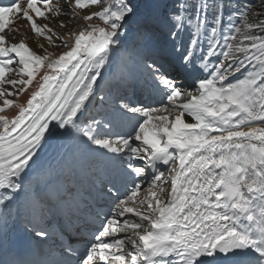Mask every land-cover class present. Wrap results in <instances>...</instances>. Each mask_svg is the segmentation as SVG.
<instances>
[{
    "label": "snow or ice",
    "instance_id": "6c2138e0",
    "mask_svg": "<svg viewBox=\"0 0 264 264\" xmlns=\"http://www.w3.org/2000/svg\"><path fill=\"white\" fill-rule=\"evenodd\" d=\"M99 2L0 4V264H264V0H108L54 56L8 35Z\"/></svg>",
    "mask_w": 264,
    "mask_h": 264
},
{
    "label": "bare ground",
    "instance_id": "6f19581e",
    "mask_svg": "<svg viewBox=\"0 0 264 264\" xmlns=\"http://www.w3.org/2000/svg\"><path fill=\"white\" fill-rule=\"evenodd\" d=\"M101 3H103V5H101ZM100 4V8L99 10L103 7V6H106L107 5V2L105 0H101L99 2ZM98 10V11H99ZM91 11H95L94 9H92ZM82 27L81 25V19L77 20V21H74V20H70V24L68 23L66 25V27L62 28L60 26V29L63 31V33H65L66 31L69 33V32H77L78 30H80V28ZM22 32L26 35H30L26 25L24 23H22ZM55 33V34H53ZM63 33H60V30L56 29V30H53L52 34L53 36H61L60 38H63V39H67L68 38V33L66 34H63ZM10 34V32H9ZM11 35V34H10ZM55 38V37H54ZM55 42H60V41H55ZM44 46H45V49L47 50V52L53 54V56L56 54V53H59V52H62L64 51V48L61 46V45H54V46H51V43H44ZM31 49L34 50V51H38L39 54H43V50H38L36 46L34 45H31ZM26 98H24L23 96L20 97L19 101L18 102H23ZM159 106V105H158ZM9 116V118L12 117L13 115V111H11V113L7 114ZM131 206V205H130ZM64 230V228L62 229Z\"/></svg>",
    "mask_w": 264,
    "mask_h": 264
},
{
    "label": "rangeland",
    "instance_id": "374dc122",
    "mask_svg": "<svg viewBox=\"0 0 264 264\" xmlns=\"http://www.w3.org/2000/svg\"><path fill=\"white\" fill-rule=\"evenodd\" d=\"M101 1V0H100ZM107 3H108V0H105ZM257 0H247V2L250 4V5H252L254 8H253V10L254 11H256V10H258L259 9V7H260V5H257L256 7L257 8H255V2H256ZM101 5H103V3H101ZM259 19H264V16H262V17H259ZM250 20H253V18L252 17H250ZM10 34L11 35H13L12 34V32H10ZM55 38L56 37H58V36H54ZM60 37V36H59ZM57 41H60V39L59 40H57ZM49 44V43H48ZM55 44L56 45H60V42H55ZM39 53V52H38Z\"/></svg>",
    "mask_w": 264,
    "mask_h": 264
}]
</instances>
